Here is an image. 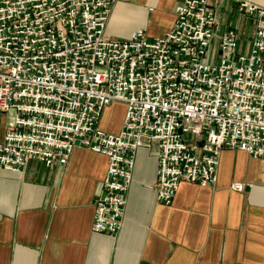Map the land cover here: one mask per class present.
Returning <instances> with one entry per match:
<instances>
[{"label":"built area","instance_id":"1","mask_svg":"<svg viewBox=\"0 0 264 264\" xmlns=\"http://www.w3.org/2000/svg\"><path fill=\"white\" fill-rule=\"evenodd\" d=\"M117 1L0 0V167L63 166L77 147L107 157L92 232L112 237L123 227L139 148L159 144L165 206L182 181L215 185L223 150L264 159V8L237 0L255 20L246 46L233 29L217 35L208 0L179 3L175 26L159 38L140 29L112 40ZM114 103L125 105L120 133L100 128ZM231 188L242 193L246 184Z\"/></svg>","mask_w":264,"mask_h":264},{"label":"crops","instance_id":"2","mask_svg":"<svg viewBox=\"0 0 264 264\" xmlns=\"http://www.w3.org/2000/svg\"><path fill=\"white\" fill-rule=\"evenodd\" d=\"M182 1L118 0L106 36L128 40L141 29L159 38L175 26ZM208 2L217 35L233 29L242 46L250 44L255 20L237 0ZM252 2L264 8V0ZM124 118L114 128L104 118L100 128L120 133ZM158 152L157 142L137 150L116 237L92 232L107 157L77 147L63 166L33 159L18 173L0 167V264H264V159L223 150L215 185L182 181L165 206L157 200ZM234 183L246 184L245 190H232Z\"/></svg>","mask_w":264,"mask_h":264},{"label":"rangeland","instance_id":"3","mask_svg":"<svg viewBox=\"0 0 264 264\" xmlns=\"http://www.w3.org/2000/svg\"><path fill=\"white\" fill-rule=\"evenodd\" d=\"M219 49V45L218 42L215 41L214 44L212 45V47H210V53L211 56L209 58V62H214L215 60H217L218 57V50ZM125 114V106L124 105H120L117 106L116 104H113L109 109L108 112L106 111L104 118H105V123H107L108 127L114 128L118 123L121 122L123 115ZM103 118V120H104ZM6 123V119L5 117H2V120L0 119V125L2 127L5 126ZM185 139L187 141H190L191 136H185ZM192 142V141H190Z\"/></svg>","mask_w":264,"mask_h":264},{"label":"bare ground","instance_id":"4","mask_svg":"<svg viewBox=\"0 0 264 264\" xmlns=\"http://www.w3.org/2000/svg\"><path fill=\"white\" fill-rule=\"evenodd\" d=\"M118 124H119V123H118ZM118 124H117V125H118ZM117 125H116V126H117Z\"/></svg>","mask_w":264,"mask_h":264}]
</instances>
